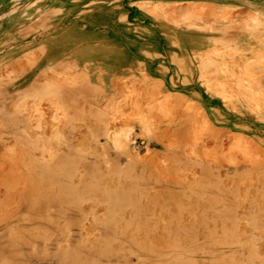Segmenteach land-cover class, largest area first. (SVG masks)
<instances>
[{
    "label": "rangeland",
    "instance_id": "1",
    "mask_svg": "<svg viewBox=\"0 0 264 264\" xmlns=\"http://www.w3.org/2000/svg\"><path fill=\"white\" fill-rule=\"evenodd\" d=\"M0 264H264V0H0Z\"/></svg>",
    "mask_w": 264,
    "mask_h": 264
},
{
    "label": "bare ground",
    "instance_id": "2",
    "mask_svg": "<svg viewBox=\"0 0 264 264\" xmlns=\"http://www.w3.org/2000/svg\"><path fill=\"white\" fill-rule=\"evenodd\" d=\"M40 123H41V122H40ZM86 225H87V224H86ZM89 225H90V224H89ZM86 227H89V226L87 225ZM86 227H85V228H86ZM90 227H91V226H90ZM90 227H89V228H90ZM86 229H88V228H86ZM80 231H82V229H81Z\"/></svg>",
    "mask_w": 264,
    "mask_h": 264
}]
</instances>
